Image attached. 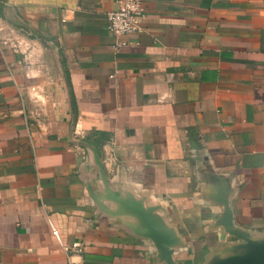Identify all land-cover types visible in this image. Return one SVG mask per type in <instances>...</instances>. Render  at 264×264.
Masks as SVG:
<instances>
[{
  "label": "crops",
  "instance_id": "1",
  "mask_svg": "<svg viewBox=\"0 0 264 264\" xmlns=\"http://www.w3.org/2000/svg\"><path fill=\"white\" fill-rule=\"evenodd\" d=\"M119 1L0 0V264L264 253V0Z\"/></svg>",
  "mask_w": 264,
  "mask_h": 264
},
{
  "label": "built area",
  "instance_id": "2",
  "mask_svg": "<svg viewBox=\"0 0 264 264\" xmlns=\"http://www.w3.org/2000/svg\"><path fill=\"white\" fill-rule=\"evenodd\" d=\"M145 16L142 0H120L115 10L106 13V27L111 33L119 37L139 36L144 32L143 24ZM123 44L125 43H121V45ZM47 221L51 235L68 256H70L71 251H80L78 248L69 250L63 244L59 231L52 224L51 220L48 219Z\"/></svg>",
  "mask_w": 264,
  "mask_h": 264
},
{
  "label": "water",
  "instance_id": "3",
  "mask_svg": "<svg viewBox=\"0 0 264 264\" xmlns=\"http://www.w3.org/2000/svg\"><path fill=\"white\" fill-rule=\"evenodd\" d=\"M230 264H264V253L260 255H248L234 260Z\"/></svg>",
  "mask_w": 264,
  "mask_h": 264
}]
</instances>
